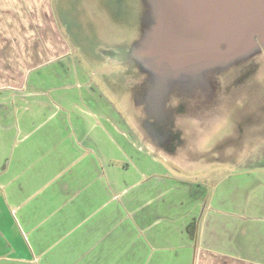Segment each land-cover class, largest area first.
I'll use <instances>...</instances> for the list:
<instances>
[{
    "label": "crops",
    "instance_id": "0c3cea01",
    "mask_svg": "<svg viewBox=\"0 0 264 264\" xmlns=\"http://www.w3.org/2000/svg\"><path fill=\"white\" fill-rule=\"evenodd\" d=\"M56 9L0 0V264H264V152L210 155L214 122H106Z\"/></svg>",
    "mask_w": 264,
    "mask_h": 264
},
{
    "label": "rangeland",
    "instance_id": "374dc122",
    "mask_svg": "<svg viewBox=\"0 0 264 264\" xmlns=\"http://www.w3.org/2000/svg\"><path fill=\"white\" fill-rule=\"evenodd\" d=\"M54 1L60 18L65 21L66 15L63 32L75 59L112 102L111 113L108 109L101 111L108 117L106 122L121 118L138 126L144 123L154 136L157 122H214L208 134L200 137L202 145L210 148V155L234 150V156L244 160L256 151L264 152V46L249 52L254 58L260 55L254 68L250 58L233 63L241 65L240 69L233 64L208 67L205 76L209 95L199 100L198 108L184 72L176 84L168 79V67L156 70L153 62H142L136 56L140 47L137 41L150 29L152 0ZM249 63L251 71L244 68ZM192 86L194 93V82ZM254 126L259 133H252ZM235 157L226 162L211 161L198 167L202 169L196 175L180 171L187 176H217L232 167Z\"/></svg>",
    "mask_w": 264,
    "mask_h": 264
},
{
    "label": "water",
    "instance_id": "95a60500",
    "mask_svg": "<svg viewBox=\"0 0 264 264\" xmlns=\"http://www.w3.org/2000/svg\"><path fill=\"white\" fill-rule=\"evenodd\" d=\"M148 56L174 70L229 63L264 46V0H155Z\"/></svg>",
    "mask_w": 264,
    "mask_h": 264
},
{
    "label": "flooded vegetation",
    "instance_id": "af4514ba",
    "mask_svg": "<svg viewBox=\"0 0 264 264\" xmlns=\"http://www.w3.org/2000/svg\"><path fill=\"white\" fill-rule=\"evenodd\" d=\"M149 17H148V21L150 24V29L149 31H147L145 33V35L143 36L142 39L138 40L137 43L140 46L138 50H136V56H138L139 60H141L142 62H147L149 63L150 61L153 62V67L158 68L156 70H160V69H164L165 67H168L169 71V76L168 79L171 81V79L177 84L179 83L181 80V73L184 72L185 73V77L184 79L187 80L189 86H190V94L196 96V98H199L194 100V104L198 105V108H200L199 106V102L206 99L208 97V82L206 83V72L209 69L208 67H212V66H217V67H229L230 64H233L234 62H240L241 60H243L244 58H250V60L253 62V68L255 66H257V62H256V58L259 56H256V58H254V56L251 55V53H247L246 55H243L237 59H234L233 61L229 62V63H216V64H209V63H201V64H195V65H191L189 67L183 68V69H179V70H174L170 67V65H168L166 62H158L159 58L157 56H148L147 55V51H148V47L151 41V32L153 29V26L155 24V21L157 19L158 16V10H157V5L155 0H152V6H149ZM259 46H263V45H258L255 48H258ZM252 49V50H255ZM251 50V51H252ZM253 57V59H251ZM258 61V60H257ZM248 62V60H246L244 63ZM158 64L155 65V64ZM236 64V63H235ZM235 64H233L234 67H238L240 69V66H235ZM239 64V63H238ZM247 66V67H246ZM242 67V66H241ZM250 63L245 65L244 68L248 69L251 71L252 69ZM226 70V69H225ZM248 73V72H246ZM195 83V87H196V91L193 93V86H192V82ZM199 91H200V95H199ZM202 93V94H201ZM200 100V101H199ZM204 102H202L203 104ZM202 108V105H201Z\"/></svg>",
    "mask_w": 264,
    "mask_h": 264
}]
</instances>
